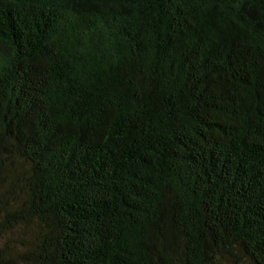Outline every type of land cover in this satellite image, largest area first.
Wrapping results in <instances>:
<instances>
[{
  "label": "trees",
  "instance_id": "1",
  "mask_svg": "<svg viewBox=\"0 0 264 264\" xmlns=\"http://www.w3.org/2000/svg\"><path fill=\"white\" fill-rule=\"evenodd\" d=\"M0 264H264V0H0Z\"/></svg>",
  "mask_w": 264,
  "mask_h": 264
}]
</instances>
